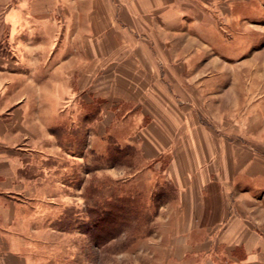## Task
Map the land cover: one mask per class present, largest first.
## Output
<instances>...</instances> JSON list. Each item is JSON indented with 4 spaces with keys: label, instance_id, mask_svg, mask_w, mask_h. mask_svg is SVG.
Here are the masks:
<instances>
[{
    "label": "crops",
    "instance_id": "1",
    "mask_svg": "<svg viewBox=\"0 0 264 264\" xmlns=\"http://www.w3.org/2000/svg\"><path fill=\"white\" fill-rule=\"evenodd\" d=\"M94 1L0 0V264H29L38 231L30 210L47 189L44 161L68 159L61 171L99 143L108 155L112 124L123 131L115 132L117 144L134 148L146 164L133 176L147 173L153 187L155 235L168 241L166 264H264V98L254 102V90H180L203 99L198 116L193 105H179L169 86L191 71L206 78L204 66L194 71L208 57L205 48L215 54L216 47L237 45L235 33L221 32L247 19L250 0H101L100 8ZM96 11L102 30H112L97 47ZM98 48L116 50L103 56L102 76L111 80L100 90L104 134L85 133L77 157L50 129L61 119L77 126L80 95L83 126L91 127L86 88ZM125 50L132 54L125 57ZM212 56L214 65L219 57ZM125 58L137 66L136 90L119 85L127 77Z\"/></svg>",
    "mask_w": 264,
    "mask_h": 264
},
{
    "label": "rangeland",
    "instance_id": "2",
    "mask_svg": "<svg viewBox=\"0 0 264 264\" xmlns=\"http://www.w3.org/2000/svg\"><path fill=\"white\" fill-rule=\"evenodd\" d=\"M101 2L94 1V7L98 4L100 8ZM250 4L251 13L245 20L241 17L242 22L237 25V30L231 28L229 32H221L227 37L235 33L237 45L235 43V46L226 49L222 46L214 48L219 57L215 59L218 61L214 65H219L218 68L222 71L220 74L209 61L215 54L206 47V61L194 69L197 71L204 66L206 78H193L191 71L186 78L169 80V86L178 93L177 102L183 101L179 105L194 106V112L198 116H201L198 112L203 99L197 100L191 93L181 94L180 90H254V102L264 98V0H250ZM101 17L99 11H96L92 34L95 47L102 38L106 44L111 39L112 30H102L105 25L101 22ZM130 38L134 36L131 35ZM137 38L139 39L138 36ZM104 50L103 54L99 50V55L93 59L92 83L86 88L91 90L93 96V101L87 103L86 108L87 116L91 117V127L85 130L83 126L86 103L80 95L78 101L81 103L76 112L77 120L79 119L77 126L71 127L67 119H61V125H54L50 129L51 133L57 135L59 144L64 149L76 150L77 157L83 155L80 148L83 146L81 140L85 133L104 132L99 127L103 102L100 90H108L111 80L102 75L110 55L116 56V50L109 55ZM124 55L130 56L127 51ZM130 59H124L127 77H122L119 81L124 90H136L139 82L132 73L137 66ZM116 61L114 58L115 65ZM85 84L83 82L81 88L78 86V90L85 89ZM121 108L129 107L123 105ZM108 131L111 135L107 138L106 156L101 155L99 143L86 159L76 158L77 163L73 167L62 165L64 168L61 171L58 168L60 161L68 163V159L44 161L45 168L48 169L47 189L39 196L44 202L30 210L31 219L34 218L33 227L38 231L35 233L36 238L30 240L31 249L26 256L29 264H166L163 247L168 241L165 243L166 240L161 241L155 235L154 217L157 206L153 187L148 181L147 173L133 176L146 164L134 157L137 155L134 148H121L117 144L115 132L123 131L116 124L110 125ZM57 181L62 183L60 189L53 185ZM162 189L170 197H174L171 187L163 186Z\"/></svg>",
    "mask_w": 264,
    "mask_h": 264
}]
</instances>
